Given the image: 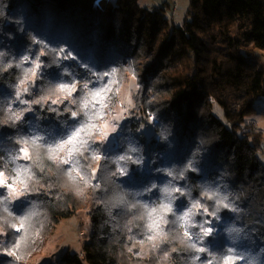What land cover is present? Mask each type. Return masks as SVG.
<instances>
[{
  "label": "trees",
  "instance_id": "trees-1",
  "mask_svg": "<svg viewBox=\"0 0 264 264\" xmlns=\"http://www.w3.org/2000/svg\"><path fill=\"white\" fill-rule=\"evenodd\" d=\"M188 17L0 0V173L20 190H0V264H27L91 202L83 256L59 264H264V132L246 122L264 100V0H190ZM130 79L128 119L101 145ZM81 128L71 156L56 149Z\"/></svg>",
  "mask_w": 264,
  "mask_h": 264
},
{
  "label": "rangeland",
  "instance_id": "rangeland-1",
  "mask_svg": "<svg viewBox=\"0 0 264 264\" xmlns=\"http://www.w3.org/2000/svg\"><path fill=\"white\" fill-rule=\"evenodd\" d=\"M116 2V0H108ZM140 6L148 9H159L177 26H183L188 20L190 10V0H138ZM164 7V8H163ZM166 7V8H165ZM256 60L259 61L261 68H264V52H259ZM134 90V81L131 79L123 88L119 95V111L112 115L105 122L102 128V137L99 142L104 146H109L116 139L117 133L125 120L128 119L129 104L131 100V92ZM75 85L68 86V98L74 97ZM28 91L22 89L18 92L21 102L25 103ZM23 103V104H24ZM257 114L248 117L246 122L251 126V130L264 132V100L257 103ZM26 109L24 112H28ZM73 116H76L73 113ZM106 148V147H105ZM264 153V152H263ZM264 163V155H261ZM0 180L6 181V184L0 183V190L8 192L17 204L19 200V186L12 185L2 174ZM97 205V202H91L87 209L79 211L75 216L64 219L57 225L45 242L42 251L34 255L27 264H59L62 258L67 254H75L83 256L84 246L90 241L92 235V222L90 219L91 210ZM6 237L0 233V243H4ZM14 263H20L17 255L5 252ZM224 264H226L224 262Z\"/></svg>",
  "mask_w": 264,
  "mask_h": 264
},
{
  "label": "snow or ice",
  "instance_id": "snow-or-ice-1",
  "mask_svg": "<svg viewBox=\"0 0 264 264\" xmlns=\"http://www.w3.org/2000/svg\"><path fill=\"white\" fill-rule=\"evenodd\" d=\"M94 95L99 96L100 93L97 92ZM85 131H86L85 128H81V129L74 131V133L71 135V137L68 140H66L63 144L57 145L56 149L58 150V149H62L64 147H66L67 145H72V147H70L68 149V154H69V156H71L72 152L75 148V144L76 143H83V141L79 140L78 138L81 136V133L85 132ZM25 157H28V153L26 151H25ZM64 162L69 163V161H64ZM0 175H2V173H0ZM0 183L6 184V181L0 180ZM177 191H179V190L177 189ZM182 219H187V217L186 216L182 217ZM154 226L155 225H152L150 227H154ZM210 231H211V229H204V234L207 235L208 233H210ZM201 251H203V249H201Z\"/></svg>",
  "mask_w": 264,
  "mask_h": 264
},
{
  "label": "built area",
  "instance_id": "built-area-1",
  "mask_svg": "<svg viewBox=\"0 0 264 264\" xmlns=\"http://www.w3.org/2000/svg\"><path fill=\"white\" fill-rule=\"evenodd\" d=\"M164 8V7H163ZM166 8V7H165Z\"/></svg>",
  "mask_w": 264,
  "mask_h": 264
}]
</instances>
